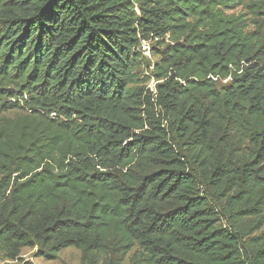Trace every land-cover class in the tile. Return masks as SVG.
<instances>
[{"label":"trees","instance_id":"obj_1","mask_svg":"<svg viewBox=\"0 0 264 264\" xmlns=\"http://www.w3.org/2000/svg\"><path fill=\"white\" fill-rule=\"evenodd\" d=\"M22 248L264 264V0H0V249Z\"/></svg>","mask_w":264,"mask_h":264},{"label":"rangeland","instance_id":"obj_2","mask_svg":"<svg viewBox=\"0 0 264 264\" xmlns=\"http://www.w3.org/2000/svg\"><path fill=\"white\" fill-rule=\"evenodd\" d=\"M238 10L234 11L237 12ZM147 45L148 52L143 53V56L146 57L149 61L154 62L155 58L151 56V49L149 43L143 42L141 46ZM142 50V49H141ZM143 51V50H142ZM155 82L151 81L148 84V88L153 90ZM14 114H9V117H13ZM7 254L0 249V264H80V252L75 248H67L59 252L56 257L52 260H47L42 257L36 256V249L22 248L19 254V257L14 261H9L6 258ZM123 264H127L125 261Z\"/></svg>","mask_w":264,"mask_h":264},{"label":"built area","instance_id":"obj_3","mask_svg":"<svg viewBox=\"0 0 264 264\" xmlns=\"http://www.w3.org/2000/svg\"><path fill=\"white\" fill-rule=\"evenodd\" d=\"M147 48H148L147 45H145V44L142 45L141 49L143 50V53L148 52Z\"/></svg>","mask_w":264,"mask_h":264}]
</instances>
